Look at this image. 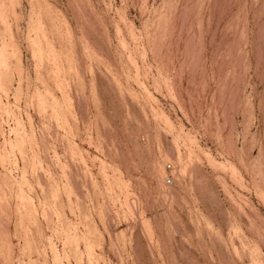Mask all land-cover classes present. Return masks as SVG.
I'll return each instance as SVG.
<instances>
[{"label":"rangeland","instance_id":"obj_1","mask_svg":"<svg viewBox=\"0 0 264 264\" xmlns=\"http://www.w3.org/2000/svg\"><path fill=\"white\" fill-rule=\"evenodd\" d=\"M0 264H264V0H0Z\"/></svg>","mask_w":264,"mask_h":264},{"label":"built area","instance_id":"obj_2","mask_svg":"<svg viewBox=\"0 0 264 264\" xmlns=\"http://www.w3.org/2000/svg\"><path fill=\"white\" fill-rule=\"evenodd\" d=\"M171 180L170 179H168V182H170Z\"/></svg>","mask_w":264,"mask_h":264}]
</instances>
